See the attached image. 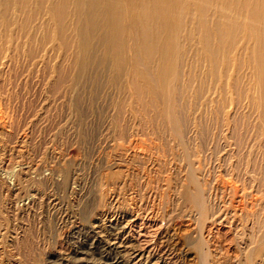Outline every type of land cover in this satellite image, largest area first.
<instances>
[{"label": "rangeland", "instance_id": "1", "mask_svg": "<svg viewBox=\"0 0 264 264\" xmlns=\"http://www.w3.org/2000/svg\"><path fill=\"white\" fill-rule=\"evenodd\" d=\"M127 1L118 62L104 4L0 0V264H264V1L177 7L139 85Z\"/></svg>", "mask_w": 264, "mask_h": 264}, {"label": "bare ground", "instance_id": "2", "mask_svg": "<svg viewBox=\"0 0 264 264\" xmlns=\"http://www.w3.org/2000/svg\"><path fill=\"white\" fill-rule=\"evenodd\" d=\"M187 1H189V0H128L126 2V4L129 6L130 11L132 13L136 11V15L134 16L136 22L141 25V28H144L143 29V35L140 39V47H139V49L145 51V58L144 59L151 61L150 60L151 58H153L154 56L157 57V59H156L157 63L155 65V71L154 72L150 71L149 69H147L146 71H143V70L142 71L140 70L139 72L135 71V73L133 74V81L136 83V85H139V83H141V82L146 83V81L147 82H149L151 80L154 81V78H156L157 75L161 74L166 68L170 67L171 62H172V58H173V55H170V47L174 45V39H175L174 34H175V28H176L175 26H176V19H177L176 15H175L176 8L177 7H184V5L187 4ZM200 1L202 2V0H192L191 5L196 4L197 5L196 7H204L203 5H201ZM226 1L227 0H205V2H207V4L216 3L215 5L218 7H220V6L229 7L230 5L227 4L228 2H226ZM258 1L263 2L264 0H258ZM107 2H109L108 6H107ZM97 3L104 4V7H100L101 11L103 12V13H101V16H107L110 19V23L108 25V31H109L110 35L108 36L107 41H109L111 43V45L113 46L112 52H113L114 56H116V58H117V53H119L120 51H119L118 47H115L114 40H116V38L114 37L113 33L119 27H122L123 25H125V21L122 19V14H121V12L124 10H121L122 7L115 6L116 0H90L88 7L93 8L95 6V4H97ZM222 4H224V5H222ZM125 8H128V7H124V9ZM125 11H126V9H125ZM181 14L182 13H180V15ZM127 15L125 16V19H128L131 17V15H129V16H127ZM140 22H143V23H140ZM250 24H252V25L264 24V12H261V10H260L258 12V18H256V22L252 21V22H250ZM143 37H145V38H143ZM154 37H155V39L158 38V45L159 46H160V44H162V48H158L156 51H152L151 48L148 47L149 42L147 43V41L149 39H152ZM161 37H162V42H160ZM257 38L260 39L259 44L261 45V48H262V56L260 59H258V64H260L261 70L263 67L262 78L260 81H261V84L263 85V88H264V33H262ZM257 38H256V40H257ZM175 43L178 44L177 41ZM138 46L139 45H137L136 47H138ZM116 60L118 62L120 61V59H118V58ZM140 63H142V61H136L134 64L140 65ZM119 64L122 66L121 63H118V65ZM144 86H146V85L144 84ZM153 87H155V85H153ZM263 100H264V97H263Z\"/></svg>", "mask_w": 264, "mask_h": 264}]
</instances>
